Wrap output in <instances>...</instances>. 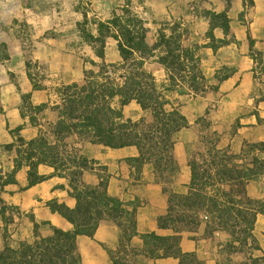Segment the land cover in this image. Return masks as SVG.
<instances>
[{
    "label": "rangeland",
    "instance_id": "374dc122",
    "mask_svg": "<svg viewBox=\"0 0 264 264\" xmlns=\"http://www.w3.org/2000/svg\"><path fill=\"white\" fill-rule=\"evenodd\" d=\"M124 8L143 20L151 44L164 34L194 52L202 77L198 90L188 77L168 90L169 73L157 63V56L144 65L168 101L166 109L178 110L188 127L173 135L172 167L162 174L151 164L140 171L131 167L126 159L140 155L136 147L111 149L77 135L66 139L65 156L83 155L98 162L93 165L96 170L83 172L81 182L95 186L108 179L109 195L134 209L140 235L176 236L183 253L194 252L206 264H219L229 234L208 236L204 214L195 219L198 226L189 225L190 219L183 223L178 219L183 200L175 195H188L192 163L200 173L214 174L228 157V163L239 168L262 167L246 191L249 197L264 200V0H0V175L14 170L25 143L42 134L52 139L51 127L58 120L53 108L61 104L58 88L101 79L104 64L123 62L117 40L107 39L104 58H100L95 44L84 41L79 24L87 22L95 34L98 22L124 14ZM208 11L226 13L230 31L214 29ZM228 71L234 74L219 82L218 75ZM124 73L119 69L112 76L120 82ZM34 84L42 90H36ZM28 94L34 107L49 106L38 116L37 126L31 124L32 112L24 106ZM123 114L133 122L152 121L151 112L136 101L125 106ZM19 127L22 129L14 132ZM38 172L50 178L23 190L29 175L24 166L16 175L18 184L0 193L7 207L6 214L0 215V252L50 237L53 227L73 229L47 205L56 199L75 208L76 200L69 195L70 180L52 177L54 169L48 166H40ZM61 185L64 189L58 188ZM44 222L50 225H42ZM124 225L125 221H103L93 238L79 237L80 263L179 264L173 258L147 257L139 237L130 243L123 241ZM253 233L261 248L255 255H263L264 215H257Z\"/></svg>",
    "mask_w": 264,
    "mask_h": 264
},
{
    "label": "trees",
    "instance_id": "16d2710c",
    "mask_svg": "<svg viewBox=\"0 0 264 264\" xmlns=\"http://www.w3.org/2000/svg\"><path fill=\"white\" fill-rule=\"evenodd\" d=\"M123 11L122 15L114 14L111 19L98 22L95 34L87 28V22L79 24L84 41L95 44L100 58H104L107 39L117 40L123 62L109 66L104 64L99 75L101 79L92 78L82 86L58 88L61 104L53 108L58 112V120L51 127L52 139L42 134L25 143L15 161L14 170L5 176L0 175V193L5 187L18 184L16 175L24 166L29 168V175L23 190L50 178L39 174L38 169L42 165L54 169L52 177L68 178L72 188L69 195L76 200L75 208L60 204L56 199L47 205L52 213L70 222L73 229L63 231L53 227L50 237L40 238L33 244L22 243L18 249L7 247L0 252V264H81L76 244L78 238H93L99 225L107 220L120 224L125 221L123 241L130 243L134 237H139L147 257L156 260L173 258L179 264H206L194 252L183 253L180 239L176 236L140 235L134 209H128L120 200L109 195L108 179L95 186L81 182L83 172L96 170L93 165L98 162L83 155L65 156L66 139L77 135L111 149L136 147L140 155L126 161L138 171L146 164L153 165L159 174L172 167V137L188 127V122L178 110L166 109L168 101L144 65L147 59L157 56V63L169 73L171 85L168 90H174L178 80H186L187 77L198 90L202 77L199 76L197 59L194 52L184 49L174 36L168 38L162 34L156 43L151 44L143 20L131 15L126 8ZM206 16L214 29L220 28L226 33L230 31V19L226 13L208 11ZM119 69H124L125 73L119 76L122 81L117 82L112 75ZM233 74L234 71H228L218 75V80L223 82ZM34 88L42 90L37 84ZM30 98V94L24 96V106L32 112L31 124L37 126L38 116L49 106L41 104L34 107ZM132 101L151 112L150 123L124 118L123 108ZM21 129L19 127L14 132L18 133ZM228 162L230 158L227 157L214 174L211 171L202 174L195 162L191 164L188 195H175L183 200V213L178 219H182L183 223L190 219L189 225L198 226L195 219L204 214L208 236H213L215 232L229 234V241L220 251L224 258L219 264H264V254L255 255L261 252V248L253 233L257 215H264V200L253 199L246 191V186L260 175L262 167L239 168ZM227 186L228 189L225 188ZM58 188L64 189V186ZM6 212L7 207L0 198V215ZM42 225H50V222ZM113 264L120 263L114 261Z\"/></svg>",
    "mask_w": 264,
    "mask_h": 264
}]
</instances>
